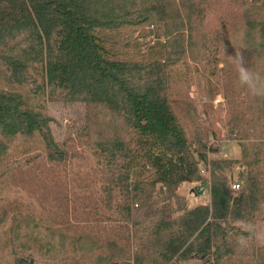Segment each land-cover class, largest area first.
I'll use <instances>...</instances> for the list:
<instances>
[{
    "label": "trees",
    "instance_id": "obj_1",
    "mask_svg": "<svg viewBox=\"0 0 264 264\" xmlns=\"http://www.w3.org/2000/svg\"><path fill=\"white\" fill-rule=\"evenodd\" d=\"M235 49L264 73V0H0L12 264H264V245L238 243L242 221L264 228V97ZM55 101L84 104L75 141L54 136Z\"/></svg>",
    "mask_w": 264,
    "mask_h": 264
},
{
    "label": "rangeland",
    "instance_id": "obj_2",
    "mask_svg": "<svg viewBox=\"0 0 264 264\" xmlns=\"http://www.w3.org/2000/svg\"><path fill=\"white\" fill-rule=\"evenodd\" d=\"M130 34V31L126 32V36ZM130 38H128V43H131ZM153 37H149L148 40L152 42ZM123 38L120 42H124ZM195 84V83H194ZM191 85L189 96L195 101V104L198 107H207L212 105L214 110L220 111L223 106V96L220 92L216 91L213 94V98H209L204 94H200L195 85ZM217 108V109H216ZM48 110L51 115L54 117L52 126L54 127V136L56 138H62L64 141H69V139L75 141L76 134L78 130L83 125L85 120V106L83 103H69L62 101H55L48 103ZM224 111L222 112V114ZM224 134H222L223 136ZM39 142V141H38ZM224 144V145H223ZM39 148L42 150L45 144L40 141L38 143ZM79 147V145H77ZM234 145L227 141L225 143L219 142V151L221 154L232 155ZM83 150V148H82ZM69 176H71L69 174ZM200 190V188H199ZM196 196V195H195ZM201 195H198L200 197ZM194 198V196H193ZM195 199V198H194ZM193 199V200H194ZM263 228L262 224L259 226ZM5 240L4 234L0 235V264H12L11 258L12 255L7 251L6 246L3 244Z\"/></svg>",
    "mask_w": 264,
    "mask_h": 264
},
{
    "label": "clouds",
    "instance_id": "obj_3",
    "mask_svg": "<svg viewBox=\"0 0 264 264\" xmlns=\"http://www.w3.org/2000/svg\"><path fill=\"white\" fill-rule=\"evenodd\" d=\"M227 59L234 67L240 85L246 87L251 96L264 97V73L249 68L244 54L240 49H235L234 54L228 55ZM252 142H256L254 138ZM240 229L246 234L240 236L238 240L240 246L246 247L249 237L255 240L258 244L264 245V228L242 221L240 223Z\"/></svg>",
    "mask_w": 264,
    "mask_h": 264
},
{
    "label": "built area",
    "instance_id": "obj_4",
    "mask_svg": "<svg viewBox=\"0 0 264 264\" xmlns=\"http://www.w3.org/2000/svg\"><path fill=\"white\" fill-rule=\"evenodd\" d=\"M230 139H231V137H226L225 135H223V138H222V140L220 142L225 143L227 141H230ZM200 167H201V165H200ZM232 187H233L234 190H236V189H238L239 185L235 183V184L232 185Z\"/></svg>",
    "mask_w": 264,
    "mask_h": 264
}]
</instances>
